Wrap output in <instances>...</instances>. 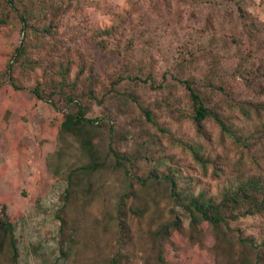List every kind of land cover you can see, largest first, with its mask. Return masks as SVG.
I'll use <instances>...</instances> for the list:
<instances>
[{"label": "trees", "instance_id": "obj_1", "mask_svg": "<svg viewBox=\"0 0 264 264\" xmlns=\"http://www.w3.org/2000/svg\"><path fill=\"white\" fill-rule=\"evenodd\" d=\"M74 2L76 0H0L1 26L7 25L8 19L12 29L17 27L23 33L21 42L12 48L7 69L0 71V90L7 86L14 92H30L44 103L57 98L55 104L52 103L56 113L61 115L56 114L59 117H56L54 131L56 148L47 154L45 162L48 171L65 180L67 185L60 195L62 206L56 214L60 253L69 258L83 248L84 243L72 236L79 227V215L91 216L88 210L97 203L100 188L106 184L105 174L117 171L123 190L115 196L113 214L105 215L103 231L109 232L118 243V249L113 248L108 255L97 252V264H123V260H129L120 253L119 247L139 236V231L133 229L136 226L139 230L142 219L151 221L142 234L150 240L148 250L154 251V264L167 263L162 247L171 242L174 233L183 232L186 226L190 242L197 244L204 237V225L214 240L213 264H257L264 253V243L243 237L240 230L230 224L264 214V121L260 118L264 116V102L239 105L244 123L228 122L206 99L210 93L221 91L226 82L215 75L202 82L194 78H174L183 93L170 96V103H155L154 107L145 104L137 90L142 84L154 83L152 78L142 79L127 72L113 85L110 83L98 98L96 85L101 84L100 75L107 76V72L95 73L98 67L87 60L81 49L86 44L89 48L100 45V37L113 36L117 26L95 30L96 33L86 26L88 33L86 30L82 33V44L70 42L62 36L61 28L65 14L75 10ZM239 2L233 0L234 6L229 11L240 19L250 17ZM233 44L238 46V41ZM37 70L41 73L35 85L24 87L19 78ZM256 73L258 77L263 76L259 70ZM159 85L158 89H162ZM259 87L262 88V83L257 85ZM61 102L63 105L59 106ZM171 103L176 107L173 112L183 113L182 119L188 118L190 127L202 137L201 141L186 138L185 129L178 121L174 125L160 122L158 112L166 106L171 110L168 108ZM92 105L102 107L106 117H87ZM129 117L135 119L128 123L133 131H137L138 123L144 128L139 143L132 131L126 133L122 131L124 127L116 125ZM208 121L219 129L220 143L226 144L222 152L212 150L214 142L205 127ZM130 138L134 141L131 153L120 151L118 143L124 141L127 145L132 141ZM163 140L186 150L192 163H184L172 155L155 162L151 145L162 144ZM122 145L125 144L122 142ZM71 147L81 158L76 161L70 158L68 163L67 151ZM75 163L76 166H69ZM194 164L200 166L202 177L195 175ZM252 165L262 173L253 172ZM205 177L209 181L204 180ZM210 179L214 182L210 183ZM92 221L94 226L101 225L99 219L92 218ZM15 226L6 207L0 205V264H20ZM148 250L144 248L142 253ZM139 261L147 264L143 256Z\"/></svg>", "mask_w": 264, "mask_h": 264}, {"label": "rangeland", "instance_id": "obj_2", "mask_svg": "<svg viewBox=\"0 0 264 264\" xmlns=\"http://www.w3.org/2000/svg\"><path fill=\"white\" fill-rule=\"evenodd\" d=\"M81 1L76 0L75 10L65 14L63 19L61 33L67 40L82 44V33L84 30L88 33L86 26L94 32L117 26L113 36L100 37V45L89 48L86 44L81 49L87 60L98 67L95 73L107 72V76L100 75L101 84L96 85L97 97L109 88L110 83L113 85L118 77L128 73L142 79L152 78L154 83L142 84L143 87L140 85L137 90L145 104L155 107V103L164 105L170 96L183 93L174 78H194L202 82L216 75L218 80L226 82L221 91L210 93L206 99L208 105L228 122L244 123L239 105L264 102V0H240L242 10L250 16L246 19H240L229 11L234 6L233 0ZM79 3L81 5L76 7ZM6 20L7 25L0 24V71L7 69L14 44H19L23 38V33L17 27L12 29ZM256 27L261 31L258 32ZM235 40L238 46L233 44ZM71 46L74 47L73 44ZM258 70L263 76L255 75ZM40 73L37 70L19 79L24 87H32ZM14 76L18 77L17 73ZM259 83H262V88H257ZM159 84L162 89H158ZM56 100L40 102L30 92H14L7 86L0 90V205L6 207L8 217L16 222L20 264H97V252L108 255L112 254L113 248L115 251L118 249V243L109 232L104 233L103 225L106 224L105 215L113 214L115 196L121 193L124 184L117 171L105 174L106 184L100 188L97 203L88 210L91 216L79 215L77 231L71 230L73 238L84 243L83 248L69 258L63 256L59 251L61 244L56 214L62 206L60 195L67 185L65 180L48 171L45 162L47 154L56 148L54 131L59 117L52 106ZM62 105L63 102L59 104ZM169 105L171 110L166 106L158 112L160 122L174 125L178 121V125L180 123L185 129L186 138L201 141L202 137L190 127L188 118L182 119L184 114L173 112L176 107L172 103ZM101 109L92 105L87 117L105 118V111L103 113ZM260 118L264 121V116ZM131 120L135 119L129 117L116 125L124 127L122 131L126 133L132 131L139 143L144 128L138 123L137 131H133L132 125L128 124ZM205 127L214 142L213 152H222L226 144L220 143L221 133L217 126L208 121ZM227 141L231 143V140ZM133 142L126 145L120 141L118 149L131 153ZM151 147L155 162L172 155L184 163H192L189 153L170 141L163 140L162 144ZM79 155L72 147L69 148L68 163L70 158L71 161L81 158ZM69 166H76V163ZM192 166L195 175L201 176L200 166ZM251 169L262 173L256 165ZM204 180L209 181L206 177ZM213 182L210 179V183ZM181 217L185 219L183 215ZM92 218L99 219L101 225L94 226ZM150 222L142 219L139 230L134 225L133 231H139V236L119 247L120 253L129 257V260H123V264H142L140 256L147 264L155 263L154 251L148 250L150 240L142 234ZM184 223H187L186 219ZM230 226L239 229L243 237H253L257 243H264V214L240 219ZM203 229L204 237L197 244L190 242L186 226L183 232L174 233L171 242L162 247L166 264H213L214 240L206 225ZM144 248L148 251L143 254ZM257 261V264H264V253Z\"/></svg>", "mask_w": 264, "mask_h": 264}]
</instances>
